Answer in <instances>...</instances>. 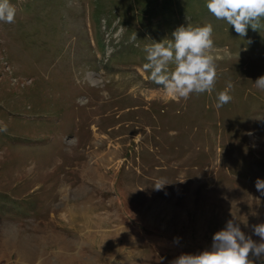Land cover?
<instances>
[{
  "label": "rangeland",
  "instance_id": "374dc122",
  "mask_svg": "<svg viewBox=\"0 0 264 264\" xmlns=\"http://www.w3.org/2000/svg\"><path fill=\"white\" fill-rule=\"evenodd\" d=\"M208 0H9L0 22V264H171L264 223V20ZM211 24L212 92L171 99L144 48ZM136 37V39H133ZM169 65V71L174 70ZM232 100L217 109V94ZM167 185L156 191L153 185ZM179 237V244L174 238ZM252 264H264L249 256Z\"/></svg>",
  "mask_w": 264,
  "mask_h": 264
},
{
  "label": "clouds",
  "instance_id": "9594fccd",
  "mask_svg": "<svg viewBox=\"0 0 264 264\" xmlns=\"http://www.w3.org/2000/svg\"><path fill=\"white\" fill-rule=\"evenodd\" d=\"M206 7L215 19L234 27L240 37L247 34L249 27L258 31L264 20V0H208ZM15 14L9 0H0V22L14 23ZM212 33L211 24L196 28L179 27L167 45L152 42L144 48L147 63L143 65V71L150 72L151 80L162 85L166 96L171 99L187 100L193 93L212 92L217 77L215 58L211 54L214 50ZM170 64L175 66L172 71L168 70ZM254 84L264 91V76L257 78ZM232 88V83L228 82L226 90L217 94V109L232 100L228 94ZM6 130V126L0 129ZM165 185V180L160 179L153 188L160 191ZM255 187L264 197V180L258 178ZM251 227L252 234L260 238L259 243L246 236L238 223L229 220L223 230L213 235L211 250L198 255L182 254L171 264H252L250 254L257 260H264V223ZM173 242L179 244L180 238L175 237Z\"/></svg>",
  "mask_w": 264,
  "mask_h": 264
}]
</instances>
